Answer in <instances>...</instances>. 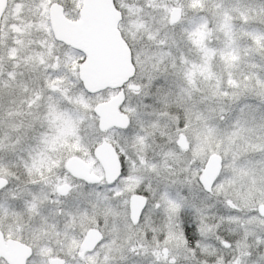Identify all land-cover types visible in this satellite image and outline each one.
<instances>
[{"label": "snow or ice", "instance_id": "1", "mask_svg": "<svg viewBox=\"0 0 264 264\" xmlns=\"http://www.w3.org/2000/svg\"><path fill=\"white\" fill-rule=\"evenodd\" d=\"M19 2L32 3L38 13H43L48 0ZM6 47L8 53H14V48ZM48 47L47 38L38 44L41 51ZM4 51L0 49V53ZM129 52L137 71L124 84L114 88L95 87L81 71V65L90 63L94 56L88 47L83 50L67 48L63 57L51 51L47 58L41 56L37 67L43 71V85L31 90L24 87L28 93L27 107L31 110L28 115L33 117L28 128L35 133L27 137L32 167L36 166L38 157L51 154L52 145H61L59 166L62 175L57 176L53 184H64L54 192L40 196L29 190L32 199L25 203L39 222L30 221L25 229L23 221H17L22 230L35 233L31 243L26 242L28 259L25 264H110L107 256L94 259L87 251L78 247L73 251L69 247L74 243V239L68 238L70 226L83 223L90 216L89 228L94 227L102 233L99 247H104L115 242V239H105L104 234L118 239L123 229L137 227L142 221L147 222L149 214L162 211L166 220L174 222L177 244L183 243L193 256L200 249L205 232L216 229V238L221 239L218 233L225 221L264 224V68L233 77L226 75L219 84L212 82L208 90H203L195 85L192 73L186 67H181L179 74L169 73L163 59L142 67L141 53L133 51L131 46ZM8 58L16 59L14 55ZM161 75L165 79L168 75L175 77L169 89L162 93L165 108L146 113L155 119L145 121L137 109L130 106L128 98L138 95L150 99L152 94L144 89L155 85ZM143 80L148 84L140 83ZM155 86L158 92L163 88V85ZM117 94L122 97L116 104L121 123L113 124L105 120V110L114 104ZM250 98L258 103H248ZM41 107L43 111H40ZM143 107L151 105L143 104ZM134 120L137 131L131 143L136 151L132 153L128 151L126 140L121 143L117 139V129L129 130ZM157 136L162 141L157 145L160 152L149 156L154 152ZM3 147V141H0V150ZM101 149H111L115 153L118 174L114 179L102 162ZM80 157H91L99 166L100 174L75 175L71 172L72 160ZM149 175L157 177L156 189L150 182L144 183ZM133 179L138 182L135 191H125ZM74 180L82 183L69 182ZM9 182L0 172V191L6 192L10 199H19L8 188ZM87 185H100L104 191L97 188L82 191ZM145 192L150 195H143ZM134 196L143 201L138 215L129 203ZM44 202L55 206L50 213L66 218L64 243L59 239L62 232L58 225L48 222L42 206ZM66 204L72 207L61 206ZM216 204H222L234 214L218 215L212 211ZM213 219L214 224L211 223ZM6 226L11 229V225L0 217V232ZM149 231L156 239V229ZM162 234L164 241L157 240V243L166 245L168 232ZM83 235L81 233V238ZM54 238L60 246L58 250L53 248ZM147 238L148 231H145L144 239ZM221 243L231 247L226 240ZM128 245V250L136 253L145 247L130 237ZM164 252L167 254L166 247ZM154 254L159 259V252ZM0 264L7 262L0 258ZM165 264H169L167 256ZM170 264H176L174 257Z\"/></svg>", "mask_w": 264, "mask_h": 264}, {"label": "rangeland", "instance_id": "2", "mask_svg": "<svg viewBox=\"0 0 264 264\" xmlns=\"http://www.w3.org/2000/svg\"><path fill=\"white\" fill-rule=\"evenodd\" d=\"M115 1H118L116 4L123 10V18L118 25L119 29L123 38L131 46L133 51L138 50L141 53V66L151 65L153 62H158L163 59L164 63L167 64L169 73L176 72L179 74L180 68L186 67L192 73L196 86L206 84V81L213 75V70L209 69L208 64H206L208 63L207 61L209 60L210 64L215 62L217 67H220L222 63L220 64L219 61L222 60L219 54L213 53V50H211L210 54L204 56L201 54L203 50L196 49L194 53L197 55L195 56L197 62L195 63V59L184 57V55L179 53L178 49L173 50L171 48L172 45L179 41V38H183V30L189 27V22L195 15L205 16L209 19L205 20V18L199 17L193 20L195 29L192 33L198 36L199 44H203V42L200 43L203 38L208 39L210 37L212 42L219 46V36L221 33L217 31V26L219 23L218 18L222 14H226L228 20L239 27V35L242 37L240 38V43L243 46L246 44L249 32L248 28L250 26H256L264 30V0H200L201 2L199 3H196L197 0ZM53 2L61 3L65 7V12L68 17L77 18L83 0H48L44 6L43 13H38L36 5L32 3H22L19 0H6L5 12L0 22V49L5 50L3 53H0V73L4 75L3 79L0 77V105H2L0 106V141H3L4 144L3 149L0 150V172L8 177L10 181L8 188L20 197L19 199L13 200L8 197L6 192L2 191L0 193V205L4 207L5 202L11 203L10 206H12L15 215L13 212L11 214V220L9 221L4 215L3 208H0V217L4 219L6 224L11 225V229L7 226L5 227L6 235L22 240L25 243H31V237L35 233L22 230V227L17 224V221L22 220L25 229L30 221L32 223L39 222V218L32 215L25 203V201L32 199V196L28 194L29 190L33 194L40 196L54 192L61 184H53V180L57 176L62 175L60 168L56 173L46 177V179H27V176L25 178L21 176L17 169L12 170L10 168L12 165L11 161H18V157L23 155V148L25 150L28 149L29 141L27 137L35 135L28 128V124L33 120V117L28 115L31 110L27 107L26 97L28 93L24 91V87L31 90L38 89L43 85V71L37 67L41 56L47 58L48 52L51 51L63 57L62 54L65 52V45L59 41L55 42L54 33L51 31L49 10ZM174 7L180 8V17L177 22L172 23L170 22V14ZM244 34L247 35L244 37ZM184 36L187 37L188 35L185 34ZM45 38H47L49 47L41 51L38 48V44ZM183 40V43L181 42L183 46L187 44L192 46V41H188L187 39ZM6 46L14 48V53H19L18 58L12 60V62L9 60L8 67L7 62L10 54L7 52ZM253 52L252 59H255V62L248 64L245 61L237 67L232 68L234 69L233 71L238 70V74H234L233 76L250 73L253 70L258 72L261 68H264V51L259 46L257 48L255 47ZM189 60H191V63H189ZM173 64L176 65L175 69H173ZM5 68H7L6 73ZM161 68L163 71V65H161ZM229 68L226 64L222 65L221 78H224L226 75L230 77L231 74L229 75L227 73ZM9 73H11V77H9ZM174 79L175 77L172 75H168L167 79H165L164 75H161V79L155 82V85H163L160 92L157 91L155 85L147 87L144 91L152 94L150 99H143L142 96L138 95H130L128 103L131 107L137 109L143 120L155 119V116H149L146 113L164 110L165 105L163 103L162 93L169 89ZM140 83L147 85L148 81L143 80ZM200 88L205 90L201 86ZM157 101L160 102L158 103ZM247 102L251 104L258 103L254 98H250ZM143 104H149L151 107L144 108ZM40 111H43V107H41ZM17 126H20L19 131L17 130ZM37 131H39L38 126ZM136 131L137 124L135 120L133 121L132 128L129 130H117L119 134L117 139L121 143H125L126 140L128 151L132 153L136 151V147L131 143L132 136ZM160 143L162 141L157 136L156 144L153 145L154 152H150L149 156L160 152V148L157 146ZM51 147L52 154H54L53 152L61 148V145L56 144ZM23 157L26 160L30 159L29 150L24 153ZM80 158L90 164L92 173L100 174L99 166L95 165V161L91 157ZM157 159H159L158 156ZM69 182L82 183L80 180ZM149 182L153 189H156L159 183L157 177L151 175L144 181L145 184ZM128 183L130 187L125 191L134 192L138 184L137 180L133 179ZM91 188H97L101 192L104 191L100 185L85 186L82 191L87 192ZM208 203H214V201H208ZM42 206L44 207L45 215L48 217V222L56 223L61 230L62 235L59 239L61 243H64L63 229L65 228L66 218L50 213V209H53L55 207L54 205L44 202ZM61 206L72 207L71 204ZM212 211L223 216L234 214L222 204H216ZM215 222V219L211 221L213 224ZM90 223H92L91 216L85 219L83 223H76L70 226L68 238L74 239V243L69 245V247L73 251L77 247L79 248V243L82 240L81 233L85 234ZM173 224L174 222L165 219V214L162 211L149 214L147 222L142 221L141 225L132 229H123L118 239L114 236L104 234L105 239L109 241L115 239V242H110L104 247L98 246L89 254L93 255L94 259H103L107 256L110 264H165L166 256L169 259V264L173 257L176 260V264H264V224L258 221H253L251 225L246 221H242L240 224L225 221L219 229L218 234L221 238L220 240L216 238V229H213L211 232H205L203 234L205 238L201 240V247L197 249L196 256H193L183 243L177 244L176 231ZM150 228L156 229V239L153 238V232L149 231ZM145 231H148L147 240L144 239ZM163 232H168L169 235L166 245L157 243V240L164 241ZM129 237L133 242L139 241L143 243L145 247L138 250V253L129 251ZM222 240L228 241L231 247L224 246L221 243ZM59 247L54 238L53 248L58 250ZM165 247L167 248V254L164 252ZM156 252H159V259L154 254Z\"/></svg>", "mask_w": 264, "mask_h": 264}, {"label": "water", "instance_id": "3", "mask_svg": "<svg viewBox=\"0 0 264 264\" xmlns=\"http://www.w3.org/2000/svg\"><path fill=\"white\" fill-rule=\"evenodd\" d=\"M5 2L6 0H0V22ZM179 17L180 8L174 7L170 14V22H177ZM49 19L57 40L81 49L88 47L94 52L92 61L81 65V71L86 73L89 82L95 87L114 88L122 85L136 71L131 61L130 46L118 26L122 14L116 8L114 0H83L80 18L77 20L70 19L65 14L61 3L53 2L49 10ZM120 99L122 97L117 94L114 104L105 110L107 122L121 123V114L116 109ZM101 155L102 162L114 179L118 174L115 153L111 149H101ZM73 163L78 167L79 175H92L83 159H73L71 164ZM131 205L138 215L143 201L139 196H134ZM101 235L102 233L96 231L94 227L88 229L81 241V250H93L101 242ZM27 247L28 244L22 240L14 237L5 238L3 232H0V258L7 264H25L28 259Z\"/></svg>", "mask_w": 264, "mask_h": 264}, {"label": "trees", "instance_id": "4", "mask_svg": "<svg viewBox=\"0 0 264 264\" xmlns=\"http://www.w3.org/2000/svg\"><path fill=\"white\" fill-rule=\"evenodd\" d=\"M115 2L118 3V1H115ZM199 2H201V1L197 0L196 3H199ZM196 6H198V5L196 4ZM199 17H201V15H195V17H193L190 20L189 27L187 29L183 30L184 35L186 34L188 36L185 37L183 35V38H181V39L179 38V41L176 42L174 45H172L171 48H173V50L178 49L179 53L184 55V57H187L189 59L191 58L193 60L195 59L194 60L195 63L197 62L196 57H195L197 55L194 53V51L196 49L203 50V53H201V54H203L204 56H207L208 54H210L211 50H213L214 54L220 55V59L222 60V61H219L220 64L222 63L220 65V67H217V64L215 62L210 64L209 60L207 61L208 63H206V64H208V68L213 70V75H212V77L209 78L208 81H206V84H204V85L199 84V87L201 86L202 88H205V90H208L210 88V84L212 82L219 84L220 81L222 80V78H221V73H222L221 67L223 64L224 65L226 64L230 67L227 70V73L229 75L231 74L230 77H233L234 74H238V70L233 71L234 69H232V68L237 67L238 65H240V63L245 62V61L248 64H250L251 62H255V59H252L253 54H254L253 49H255V47L257 48L260 46V49L262 51H264V30L259 28V27H256V26H250L248 28L249 32H248V37L246 39V44L243 46L240 43V41H241L240 38H242V37L239 35L240 34L239 27H237L236 24L229 21L228 18L226 17V14H222L220 16V18H218L219 23L217 26V31L221 33L219 36V38H220L219 46L214 44V42H212V39L210 37H208V39L203 38L200 41V43L203 42V44H199L198 43L199 42L198 36L192 33L195 29V27L193 25V20H196ZM201 18H203V19L205 18V20L208 19L205 16H202ZM36 24H38V23H36ZM243 30H246V29H243ZM245 35H247V34H244V37H245ZM52 37H53V35H52ZM183 39H187L188 41H192L193 42L192 46L190 44L183 46L181 44V42L183 43V41H184ZM54 40H55V42H58V40L56 38H54ZM22 47H24V46L22 45ZM64 47H65L64 50H66L67 48H71L74 50L79 49L77 47L70 46V45H65ZM64 53L62 55H64ZM9 54L14 55L16 58L19 57V53H9ZM0 59H1V57H0ZM9 60L10 59L8 58L7 67L9 64ZM189 61H190L189 63H191V60H189ZM10 62H12V60ZM260 63H262V62H260ZM6 69L7 68H5V73H6ZM253 72H255V71L253 70ZM262 74H264V73H262ZM3 77H4V75L1 78L3 79ZM110 88H112V87H110ZM61 150L62 149L59 148V149H57V151L53 152L54 154H52V152H51L50 155H45L44 157H38L40 159H37L36 166L32 167L31 159L26 160V158L23 157L24 153H26V151H28V149L25 150L23 148V155L18 157V161L12 160L11 161L12 165L10 168H12V170L17 169L19 174L21 176H23L24 178L27 176V179H42V178L49 177L52 174L56 173L60 168V166H59V154H60ZM21 157H23V159H21ZM25 165H27V167ZM13 212H14V210L12 209V213ZM215 252H217V251L215 250ZM214 254H216V253H214Z\"/></svg>", "mask_w": 264, "mask_h": 264}, {"label": "flooded vegetation", "instance_id": "5", "mask_svg": "<svg viewBox=\"0 0 264 264\" xmlns=\"http://www.w3.org/2000/svg\"><path fill=\"white\" fill-rule=\"evenodd\" d=\"M115 5H116V8L117 9H119L120 11H121V14H122V18H123V10L122 9H120V7H118V5L116 4V2H115ZM64 7V6H63ZM64 12H65V7H64ZM79 16L77 17V18H71V17H69L70 19H73V20H77L79 17H80V10H79ZM65 14H66V12H65ZM59 41V40H58ZM61 43H63V44H65V45H70V44H68V43H65V42H62V41H60ZM70 46H72V45H70ZM79 49H81V48H79ZM81 50H83V49H81ZM118 130H122V129H119L118 128ZM82 159V158H81ZM85 161V160H84ZM86 162V161H85ZM87 163V162H86ZM88 164V163H87ZM71 166L73 167V168H71L70 167V171L71 172H73L75 175H79V173H80V171L78 170V167L73 163V164H71ZM88 166H89V172L91 173V174H93L92 172H91V167H90V164H88ZM78 170V171H77ZM8 178V177H7ZM46 179V178H45ZM64 186V184L63 183H61L58 187H63ZM87 186H89V185H87ZM135 191V190H134ZM2 191H0V193H1ZM143 195H149V193H143ZM6 204L4 205V207H3V210H4V212H5V210H7V213H5L4 215L8 218V220L10 221L11 220V213H12V206H10L11 205V203H9V202H5ZM129 203L131 204V200L129 201ZM88 229H90V228H88ZM87 229V230H88ZM86 230V231H87ZM86 233V232H85ZM3 234H4V237L5 238H9L10 236H7L6 235V230H5V228H4V230H3ZM85 235V234H84ZM83 239V238H82ZM82 241V240H81ZM81 241H80V243H79V248H80V244H81ZM101 242H99V244H100ZM99 244L93 249V250H91V251H87V252H89V253H91V252H93L98 246H99ZM81 249V248H80Z\"/></svg>", "mask_w": 264, "mask_h": 264}]
</instances>
